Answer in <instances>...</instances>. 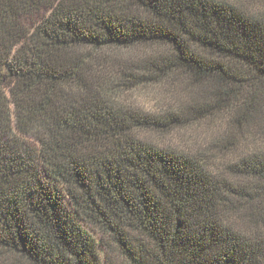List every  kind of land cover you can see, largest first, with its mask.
I'll return each instance as SVG.
<instances>
[{
    "label": "trees",
    "instance_id": "obj_1",
    "mask_svg": "<svg viewBox=\"0 0 264 264\" xmlns=\"http://www.w3.org/2000/svg\"><path fill=\"white\" fill-rule=\"evenodd\" d=\"M0 264H264V0H0Z\"/></svg>",
    "mask_w": 264,
    "mask_h": 264
},
{
    "label": "rangeland",
    "instance_id": "obj_2",
    "mask_svg": "<svg viewBox=\"0 0 264 264\" xmlns=\"http://www.w3.org/2000/svg\"><path fill=\"white\" fill-rule=\"evenodd\" d=\"M157 93H158V89L155 88L142 89L126 94V97L128 98L129 102L133 103L134 105H136L137 107L143 110H153L157 102L156 99L158 98ZM145 137L153 143L169 145L172 147L185 149V150L195 149L204 139L208 140L210 138V136L205 132L204 128H199V130L193 128L181 130L179 132H174L173 134H170L165 138L161 137L160 135H156L152 132H148L145 134ZM85 227L97 239H99L96 232L90 229L89 226L87 225H85ZM99 249L101 251V247H99Z\"/></svg>",
    "mask_w": 264,
    "mask_h": 264
}]
</instances>
